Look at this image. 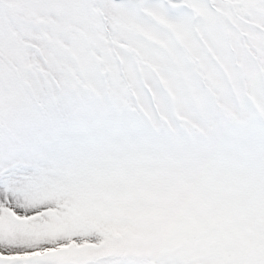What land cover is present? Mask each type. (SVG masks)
I'll return each instance as SVG.
<instances>
[{"label": "snow or ice", "instance_id": "snow-or-ice-1", "mask_svg": "<svg viewBox=\"0 0 264 264\" xmlns=\"http://www.w3.org/2000/svg\"><path fill=\"white\" fill-rule=\"evenodd\" d=\"M0 264H264V0H0Z\"/></svg>", "mask_w": 264, "mask_h": 264}]
</instances>
